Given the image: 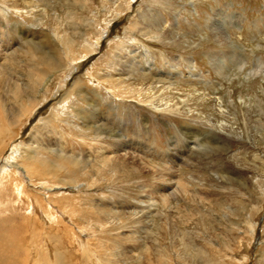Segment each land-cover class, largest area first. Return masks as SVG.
<instances>
[{"label": "rangeland", "instance_id": "obj_1", "mask_svg": "<svg viewBox=\"0 0 264 264\" xmlns=\"http://www.w3.org/2000/svg\"><path fill=\"white\" fill-rule=\"evenodd\" d=\"M0 45L7 121L39 98L0 145L27 168L0 170V264H264V0H0Z\"/></svg>", "mask_w": 264, "mask_h": 264}, {"label": "bare ground", "instance_id": "obj_2", "mask_svg": "<svg viewBox=\"0 0 264 264\" xmlns=\"http://www.w3.org/2000/svg\"><path fill=\"white\" fill-rule=\"evenodd\" d=\"M225 18V17H224ZM25 26V24L23 23V22H17V28L20 30V32L21 33H24L25 34V31L23 30V27ZM54 35H56V37H58V34H57V32H55L54 33ZM101 35H103V32H101ZM31 36V35H30ZM30 36H29V34H26V39H28L27 40V44H28V46H30V48H28V49H26V51H24V50H22V52H24V53H26V54H28V56H30L29 58L30 59H32V61L31 62H34L33 64H31V67L32 68H34V69H32L31 70V73L38 79V84L39 83H41V91H42V89H44V88H46L47 86H48V84L50 83V79H43L44 77V74H45V70L44 69H42V67H40L39 65H41V66H46V68H48V69H51V68H54L53 66H57V64H56V62H53L52 61V59L48 56V53L47 52H45L44 50H43V47L45 48V45L44 44H42V46L43 47H38V46H41V44L40 43H35V37L34 36H31V38H30ZM60 37H62V36H60ZM100 40H101V37L98 39V41H97V43L96 44H93L94 46H96L97 44H99V42H100ZM70 42V41H69ZM33 43H35L36 44V46L37 47H35L34 45H33ZM47 47V46H46ZM0 48H2V45H0ZM72 55H70V57H71ZM212 58V57H211ZM71 59H72V61L73 60H75L73 57H71ZM214 59V58H213ZM212 59V60H213ZM77 60V59H76ZM71 63V62H70ZM45 64V65H44ZM69 64V63H68ZM190 64H192V65H195L194 64V60H190ZM216 64V63H215ZM35 65V66H34ZM71 65V64H70ZM150 65V64H149ZM216 65H218V64H216ZM47 69V70H48ZM59 70V69H58ZM37 71H38V73L39 72H42L43 73V75H38V73H37ZM57 71V70H56ZM254 71V70H253ZM49 74V73H48ZM47 75V74H46ZM50 75V74H49ZM0 79H2V76H0ZM18 81L20 82V80L18 79ZM36 81V79H34V80H32V82H35ZM37 82L36 83H34L33 85H32V87H31V89L33 88L34 89V91L36 92V85H37ZM74 86L76 87V88H80L79 87V85L77 84V83H75L74 84ZM74 88V87H73ZM69 92H71V90H69L66 94H68ZM15 94H16V96L14 97L18 102H19V110H18V113H16V115L14 114V115H12V121H10V119H9V121L11 122V124H16V123H18V122H20L21 121V119L23 118V117H25L26 115H28V114H30L31 112H33L34 111V109L36 108V106L38 105V96H33V97H31V98H28V99H26V101L25 100H23L21 103H20V101H19V97H20V91L19 90H15V92H14ZM80 94L81 93H78V95L80 96ZM18 96V97H17ZM29 96V95H28ZM89 108V107H88ZM88 108H85V110H84V112H88V113H90L89 114V117L91 116V117H94L93 118V120L94 119H96L97 118V115H95V112H94V110H96V108L94 109V110H89ZM93 108V107H92ZM78 111H80V110H78ZM79 113V112H78ZM9 114V113H8ZM8 114H7V111H6V109H5V106H4V102L3 101H0V145H2V143H5L8 139H11L12 138V136L10 135V132H9V128H10V126H11V124H10V122L9 121H7V119H8ZM95 123V122H94ZM96 124V123H95ZM196 131V130H195ZM194 131H191V132H189V133H193ZM187 133H188V131H187ZM196 133V132H195ZM193 136L191 137V139L192 140H186L185 141V146L187 147V148H189V150L188 151H185V153L186 152H189V151H191V150H193L194 148H198L199 147V145L196 143V141H201L202 142V145L203 146H205V147H207V146H209L208 144H210L209 142H207L208 140H207V138H199V139H196L197 138V136H196V134H192ZM201 135V134H200ZM204 141V142H203ZM122 142L123 141H119L118 143H117V145H119V146H117L116 145V148L115 149H113L112 151H110L109 152V154L110 155H112V154H120L121 156H123V157H125V158H127V159H134V158H136V155H134L133 153H132V155H131V152L128 150V148L129 147H125V145L123 144L122 145ZM214 143H219V142H217V141H214ZM53 151H57L56 149H53ZM19 152H20V150H15L14 151V153H15V155L16 156H18L19 155ZM121 153H124V154H121ZM164 153V152H163ZM162 153V154H163ZM166 156V154L164 153L163 155H162V158H164ZM184 156V155H183ZM182 156V157H183ZM258 157V159H260V160H264V158H262V157H260V156H257ZM165 158H167V157H165ZM179 160H182V158H178ZM53 164V163H52ZM55 165V167H57V168H59V167H62L63 165H62V163H60V164H57V163H54ZM151 165V167L153 168V172H154V174H156L157 175V178L158 179H162L163 180V182L165 183V180H168V181H170L168 184L167 183H165L167 186L168 185H172L175 181H173V180H171V179H167L166 177H163V172H161L162 170V168H160L159 166H157V165H154V164H152V163H150ZM47 165H45V164H40V165H38V167H37V169H36V172H37V174L39 175V176H45V177H47V176H49L47 173L49 172V170L47 169V167H46ZM190 165H188V167H189ZM63 167H65V166H63ZM0 170L2 171V173L4 174V177H5V180H8L9 179V177L11 178L13 175H12V173H11V171L13 170L14 172V174L17 172V174H19V175H21V171L23 172V171H27V168H26V166H24V167H22V166H20L18 163L16 164V163H13V161H10V160H7V161H5L3 164H1L0 165ZM168 173V172H167ZM167 173H165V174H167ZM227 173H229V172H227ZM12 175V176H11ZM37 175V176H38ZM16 176V175H15ZM161 177V178H160ZM163 177V178H162ZM193 177V176H192ZM15 178V177H14ZM12 179V178H11ZM194 180H195V177H194ZM17 181V180H16ZM2 182L0 181V184H1ZM192 183H193V181H192ZM11 184V183H10ZM199 184L201 185V187L204 185V182L202 181H199ZM175 185V184H174ZM169 186V188L167 189V190H169V189H172L171 187ZM192 187V186H191ZM184 189H187V185H184ZM198 189H200V188H198ZM155 190V189H154ZM202 191H203V188L201 189ZM17 191L19 192V191H22L21 189H20V186L19 187H17ZM159 191V193H157ZM156 193L159 195V197H160V199L163 201V202H165V203H167L168 201H169V199H168V196H167V194H166V189H165V192H162L160 189H158L157 191H156ZM202 193V192H201ZM199 194V193H198ZM205 194V193H204ZM203 193L202 194H200V195H204ZM197 195V194H196ZM202 198H203V196H202ZM157 201V200H156ZM57 237V236H56ZM66 258V257H65Z\"/></svg>", "mask_w": 264, "mask_h": 264}]
</instances>
